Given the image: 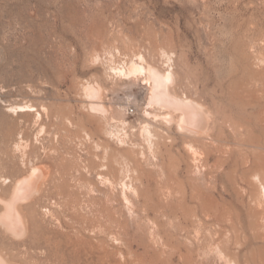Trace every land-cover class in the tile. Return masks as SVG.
I'll return each mask as SVG.
<instances>
[{
  "label": "rangeland",
  "instance_id": "obj_1",
  "mask_svg": "<svg viewBox=\"0 0 264 264\" xmlns=\"http://www.w3.org/2000/svg\"><path fill=\"white\" fill-rule=\"evenodd\" d=\"M162 50L178 92L215 115L201 163L160 123L149 152L147 86L110 71L136 54L163 67ZM263 63L264 0H0V178L48 170L29 234L0 229V250L15 264H264ZM91 81L105 118L82 104ZM122 159L138 173L126 201Z\"/></svg>",
  "mask_w": 264,
  "mask_h": 264
},
{
  "label": "bare ground",
  "instance_id": "obj_2",
  "mask_svg": "<svg viewBox=\"0 0 264 264\" xmlns=\"http://www.w3.org/2000/svg\"><path fill=\"white\" fill-rule=\"evenodd\" d=\"M160 52L161 57L164 60V63H162L164 64V66L162 65L163 67H159L153 63H150L148 62V60L146 61L144 55L136 54L133 59H131L129 62L127 61L128 63L126 64V68L117 66L115 67L114 65V67H111L110 71H114L113 73L118 74L119 76L122 75L126 76L127 78L142 80V82L147 86V108L144 111V116L147 121L142 125L140 133L143 140L147 142L149 152H151V154L157 153L156 150L158 140L156 136L157 134L154 131L155 126L153 124L156 125V123H160L164 126V128H169V130L170 128H174L176 134L180 135L181 137H184L185 139L187 138L189 141L183 145L184 149L187 150V153L190 154V158L192 159L193 163L197 161L201 163L200 159H202L204 153L200 151V149H198L194 145V143H203V141L205 140H211L216 122L215 115L211 111V109L203 102L193 97H189L184 93L180 94L178 92L179 77L174 69V64L172 60L173 54L164 50ZM94 58L95 60H98L97 55L94 56ZM103 89L104 88L98 81H94L92 83H85L81 87V91L83 92L82 94L84 95L82 104H84V107L87 109L88 113L105 118L106 109L101 100L103 95ZM148 108L151 111H148ZM8 110L12 113L17 111H34L33 107L30 105L20 106L19 104L18 106H8ZM36 117H38V114L36 115ZM104 131L105 134L111 137L114 136V134L110 133L109 130ZM39 133L41 132L39 131ZM18 140L19 142L15 141V145H13V147L15 146L17 149H20L23 145L22 138H18ZM211 144L209 146H211ZM27 147L28 146L25 145V147H23V150L20 151L23 156L26 157ZM216 149L218 148L216 147ZM138 154L139 153H137V155ZM204 160L206 162V159ZM39 165L40 164H32L29 168V171L25 172V174L21 175L14 181H11L10 179L5 178L4 176L0 178L1 185L12 183L11 192L9 196L7 198H3L0 196V229L6 234V236L8 235V237H11L15 240L25 238L29 234L30 217L27 213V210H29L28 208L30 204L41 194L47 182L48 170H46L45 168L46 165L43 164L44 167ZM196 165L198 166V164ZM132 174L135 176L132 181L136 182L138 180L137 170L132 169L130 165L127 164L124 160V167L121 170L122 178L118 184H120L121 193L124 194L122 195L125 201L128 200V198L126 197L127 195H125V190L129 189L131 192L137 191L138 193V190L135 188L133 182L130 181V176L132 177ZM252 178H254L255 183H257L258 185L260 198H262L264 201V180L258 173L255 174ZM128 181H130V183H128ZM0 264L15 263H12L4 254V252L0 250Z\"/></svg>",
  "mask_w": 264,
  "mask_h": 264
}]
</instances>
